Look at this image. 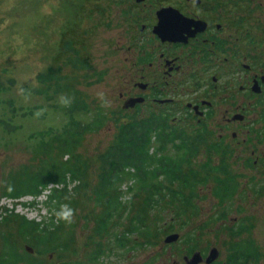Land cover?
Wrapping results in <instances>:
<instances>
[{
	"label": "rangeland",
	"instance_id": "rangeland-1",
	"mask_svg": "<svg viewBox=\"0 0 264 264\" xmlns=\"http://www.w3.org/2000/svg\"><path fill=\"white\" fill-rule=\"evenodd\" d=\"M117 7L116 0H0V80L4 86L0 90V119L15 127L9 131L5 124L0 123V243L4 233L19 251L25 250L27 245L17 233L15 221L3 220L8 214L17 213L37 221H50L54 215L55 209L50 210L45 204L47 194L55 186L52 183L33 204L29 195L15 201L2 197L1 192L10 170H19L22 165H29L30 169L40 166L39 157L33 152L37 143L36 133L49 127L61 128L68 120L66 105L76 97L82 99L87 108L74 111L75 117L82 121H90L98 114H105V117L100 128L88 133L83 145L76 151L87 161L84 177L87 188L67 202L74 211L71 224L57 221L55 216L52 218L55 224H60V243L66 242L67 249L53 251L54 259L51 261H65L66 256L71 261L84 263L87 257L90 261L101 242L105 254L95 258L93 264H185L187 243L184 236L192 232L196 241L194 251L207 252L213 246L220 248L221 264L225 260L226 243L234 239L235 229L243 224L246 230L239 234L238 239L251 242L256 252L253 263L264 264V121L260 117L264 108V92L260 95L258 111L250 113L251 117L258 115L257 122L250 126L254 129L249 132L250 142L237 143L246 137L245 127L233 142L236 147L232 146L234 150L229 162L232 171L238 175L236 179L239 183L229 201L219 205L210 188L201 187L200 200L196 201L198 215L187 220V224L174 222L170 232H178L181 237L169 243H164L163 239L170 232H163L152 238L151 246L132 249L129 248L130 242L128 246L116 248L113 234L124 230L126 218L119 226L110 227V233L102 237L93 232L95 217L100 212L89 198L90 188L96 181L95 155L113 140L116 133L113 116L124 108L126 96L134 87V82L139 80L140 72V67L132 64L134 48L126 47L128 42L122 32L124 25L117 21L115 15H108L109 9L110 13H114ZM259 18L262 21L260 24H264V15L260 11ZM66 40L78 49L80 58L86 60L89 68L72 66L74 54L64 47ZM260 60L264 62V56ZM58 66L60 74L65 75L72 86L70 93L53 92V87L47 88L36 79L38 73ZM10 79L13 83H9ZM37 89L43 92L38 93ZM121 92L123 98L119 97ZM9 100H12L14 111L8 104ZM30 134L35 136L31 138ZM204 159L199 155L196 161ZM248 159L253 161L250 167L245 166ZM70 187L69 195H74V186L71 184ZM258 190L262 191L258 193ZM139 200H134L135 204ZM223 209L226 216L216 219ZM175 219L174 212L165 215L163 228L166 229L169 222ZM158 225L162 223L159 221ZM131 239H137L138 243L144 240L137 234H133ZM32 256L37 257L41 264L50 261L46 253H33ZM253 263L252 260L243 262Z\"/></svg>",
	"mask_w": 264,
	"mask_h": 264
},
{
	"label": "trees",
	"instance_id": "trees-1",
	"mask_svg": "<svg viewBox=\"0 0 264 264\" xmlns=\"http://www.w3.org/2000/svg\"><path fill=\"white\" fill-rule=\"evenodd\" d=\"M63 45L74 54L71 61L74 68H89L86 60L80 58L78 49L72 47L69 40L64 41ZM60 69V66L50 68L38 73L36 79L39 83L47 85V88L53 87V92L70 93L72 86L66 81V76L60 74ZM9 83H13V79H10ZM47 88L44 92L37 89V92L45 93ZM1 89H4V86L0 80ZM8 104L14 111L12 100H9ZM86 108V103L75 97L66 105L68 120L61 128L49 127L36 133L37 136L29 135L37 139L33 152L34 156L39 157L40 166L30 169L29 165H22L19 170H10L3 185L2 197L18 201L29 195L33 204L48 184L58 182L61 187H52L45 201L50 210L53 208L58 211L61 204L68 205L80 190L87 188L84 179L87 161L76 151L83 145L88 133L100 128L105 114H98L90 121H82L73 115L74 111ZM137 112L121 109L113 116L116 133L111 143L95 155L96 181L89 193L94 207L100 209L93 227L96 235L102 237L103 234H109L110 227H117L123 218L127 219L124 230L120 234H113L116 248L128 246L130 242L132 244L129 248L132 249L137 246H151L158 233L167 234L172 231L174 222L187 224V220L198 215L196 201L200 200L201 187H209L211 194L216 197L219 205H222L232 198L239 183L236 179L238 175L232 171L229 162L232 153L219 154L221 159L215 162L209 153L203 161L197 162V141L205 140L202 135H199L200 138L185 136L183 128L169 126L161 114L151 112V115L142 117ZM260 115L264 121V108ZM0 123L5 124L9 131L15 128L3 119H0ZM256 134L259 136V131ZM252 164L253 161L248 159L245 166L250 167ZM74 180L79 182L73 187L75 194L69 195L67 186ZM123 184L125 188H122ZM138 198L140 200L135 204L134 200ZM170 209L174 210L169 211ZM170 212L175 213L176 219L169 222L168 227L164 229L163 217ZM7 216L3 220L15 221L17 233L32 248L34 254L44 255L56 249L60 250V224L53 222L55 215L50 221H37L17 213ZM225 216L223 209L216 219ZM159 221L162 225H158ZM244 230L246 227L240 224L234 233L240 234ZM133 234L144 240L138 243L137 239H131ZM193 235L194 233L187 232L184 236L187 243L186 254H191L196 248ZM2 237L0 264H41L37 257L32 256L33 252L26 249L19 251L17 245L7 239L8 236L3 233ZM233 246L234 252L229 257L232 258L233 264L237 263V257H242L245 262L256 256L249 241L242 239L233 243ZM92 254V260L105 254V247L103 248L101 242Z\"/></svg>",
	"mask_w": 264,
	"mask_h": 264
},
{
	"label": "flooded vegetation",
	"instance_id": "flooded-vegetation-1",
	"mask_svg": "<svg viewBox=\"0 0 264 264\" xmlns=\"http://www.w3.org/2000/svg\"><path fill=\"white\" fill-rule=\"evenodd\" d=\"M116 1L119 7L114 13L109 9L108 15H115L124 25L126 47L135 50L132 64L140 67L139 80L125 100L142 98L123 110L138 111L142 117L155 112L164 116L169 126L183 128L185 136L202 135L205 140L197 141V153L204 157L211 153L217 161L219 154L233 152L234 139L244 127L246 137L237 143L250 142L249 132L254 130L250 126L258 116L250 113L258 111L264 92V62L260 60L264 56V25L259 28L264 0ZM255 82L260 92L252 90ZM119 97H124L123 92ZM238 236L226 243L221 264H233L229 257ZM212 248H216V257L206 263ZM66 249L63 242L60 251ZM193 251L184 256L185 264L194 252L202 257L196 264L220 263V248ZM46 254L50 261L45 264L83 263L68 256L65 261H51L54 254ZM236 260V264L244 262L242 257ZM248 260L253 263L254 258ZM93 261L87 257L84 263Z\"/></svg>",
	"mask_w": 264,
	"mask_h": 264
},
{
	"label": "water",
	"instance_id": "water-1",
	"mask_svg": "<svg viewBox=\"0 0 264 264\" xmlns=\"http://www.w3.org/2000/svg\"><path fill=\"white\" fill-rule=\"evenodd\" d=\"M261 81H264V76L261 78ZM252 90L254 92H260L261 91V88L260 86L258 85L257 82H255L252 86ZM136 101H142V98H135L133 100H127L125 102V105L124 107H127L128 105H133L134 102ZM178 238V234L177 233H171V234H168L165 238H164V243H169V242H172L174 241L175 239ZM25 249L29 252H32V248L29 246V245H25ZM216 248H212L208 254V256L206 257L205 259V262L206 263H209L211 262L215 257H216ZM202 257L200 256V253L199 252H194L192 257L190 258V260L187 261L188 264H196L197 262L201 261Z\"/></svg>",
	"mask_w": 264,
	"mask_h": 264
},
{
	"label": "clouds",
	"instance_id": "clouds-1",
	"mask_svg": "<svg viewBox=\"0 0 264 264\" xmlns=\"http://www.w3.org/2000/svg\"><path fill=\"white\" fill-rule=\"evenodd\" d=\"M53 214L55 215L57 221H64L68 224L73 222L74 211L67 204H61L59 210H54Z\"/></svg>",
	"mask_w": 264,
	"mask_h": 264
},
{
	"label": "built area",
	"instance_id": "built-area-1",
	"mask_svg": "<svg viewBox=\"0 0 264 264\" xmlns=\"http://www.w3.org/2000/svg\"><path fill=\"white\" fill-rule=\"evenodd\" d=\"M75 183H77V181H72V182H70L69 183V187H70V185L72 184V185H74ZM53 185H55V187H61V185L60 184H53ZM123 188H125V184L122 186ZM45 190V189H44ZM44 190H43V193H44Z\"/></svg>",
	"mask_w": 264,
	"mask_h": 264
}]
</instances>
